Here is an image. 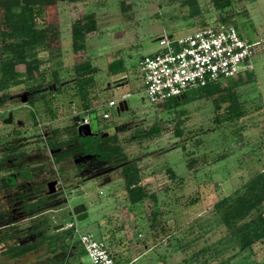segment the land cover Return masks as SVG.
Returning <instances> with one entry per match:
<instances>
[{"label":"rangeland","instance_id":"rangeland-1","mask_svg":"<svg viewBox=\"0 0 264 264\" xmlns=\"http://www.w3.org/2000/svg\"><path fill=\"white\" fill-rule=\"evenodd\" d=\"M3 14L0 9V17ZM85 14H92L97 29L87 34L85 49L74 53L71 25ZM218 15L210 0H195L193 4L185 0H54L46 5L43 23L39 25L47 29L49 48L40 50L38 57L42 64L38 69L31 68L32 81L24 80L23 64L16 67L17 84L7 90L9 98L0 107V152L2 142L16 130L25 131L23 135L29 143L26 149L30 150L36 129L42 132L46 125L70 129L69 117L76 111L81 118L84 109L74 85L76 65L90 63L97 68L94 84L88 89L99 119V131L116 135L118 144L130 158L140 155L144 182L157 197L161 211L153 232L147 214L154 208L151 198L129 204L117 174L106 180L82 181L69 196V204L72 207L84 202L87 217L69 218L73 226L64 234L68 242H73V253L68 264L88 261L78 241L82 232L103 239L116 264H218L234 252L226 238V228L218 223L213 204L255 172L264 173L261 142L264 53L253 59L252 69H242L218 81L226 87L228 81L242 80L236 94L243 117L232 122L216 121L222 109H217L211 97L204 95L205 87L188 89L178 100L150 103L138 68L143 55L160 50L158 37H176L214 25ZM225 15L228 20L233 19L243 37L247 36V21L258 36L264 30V0H238ZM111 61H120L122 69L110 68ZM53 69L60 74L61 90L54 95L45 94V99L53 100L56 110L55 117H49L37 98L39 94L30 96L26 103H21L18 96L25 91L30 95L32 84H37L36 90H45L49 75L45 73L42 81L38 73ZM123 75L124 84L106 87L112 79ZM123 94H129L128 109L118 114L116 106ZM109 99L115 100L116 105L108 106ZM8 111L12 112V122L4 123ZM103 112L109 118L102 119ZM33 116L38 121L36 127ZM18 119L24 124L21 128H17ZM152 127H158V131L148 134ZM170 170L175 174L173 177ZM62 182L68 184L71 179ZM46 215L49 217V213ZM160 225L165 230L160 231ZM203 247L206 250L194 260ZM215 248L220 250L215 253ZM211 253L215 256H208ZM205 259L207 262L202 263ZM53 260L46 264H61L57 257ZM223 264H264V240Z\"/></svg>","mask_w":264,"mask_h":264},{"label":"trees","instance_id":"trees-1","mask_svg":"<svg viewBox=\"0 0 264 264\" xmlns=\"http://www.w3.org/2000/svg\"><path fill=\"white\" fill-rule=\"evenodd\" d=\"M52 1L54 0H0V9L4 11V14L0 17V107L3 104V100L9 98L7 90L17 84L18 70L16 67L23 64L24 73L26 74L24 80L32 81L33 79L30 80L31 68L35 66L38 69L42 64L38 57L39 52L40 50L48 49L49 45L47 43V29L44 25L40 26L39 23H43L45 7ZM68 1L76 2L79 0ZM236 1L238 0H210L214 9L219 13V17L217 18L218 21L214 24L221 22H231L234 24L233 19L228 20V16L225 15V12L233 7ZM185 2L193 4L195 3V0H185ZM96 29V22L93 19L92 14H85L81 19L75 20L71 25V50L74 53L83 51L85 49L87 34ZM253 31L255 33L254 29ZM246 37H248V34ZM117 62L111 61L109 63L110 68L121 70V62ZM76 66V79L74 80V85L77 90L78 98L84 109H89L92 104L90 103L91 97L88 88L90 85L94 84L95 80L93 74L97 71V68L87 62H78ZM45 73L49 75L45 90L43 89L41 93L34 92L37 88V84H32L29 87L31 92L33 91L30 95L33 97L39 94L37 98L42 101L49 117H55L56 110L54 109L53 100L45 99V94L50 93L54 95L61 90L59 86L61 77L56 69L51 70L49 73L40 71L38 75L42 77V81L45 79ZM220 80L208 83L201 88L205 87L204 95L211 97L212 102L217 109H222V115L218 116L216 121H236L243 117V108L236 94V87L238 84L242 83V80L233 79V81H228L226 87L223 86V82H218ZM53 83H55L56 88L49 90L48 88L52 87ZM94 96L97 98L95 93ZM181 96L184 97L185 92ZM91 114L96 115L94 108L89 110V116ZM33 119L34 125L37 126L38 121L36 116H33ZM43 128L47 135L51 134L52 136V140L47 142V144L53 149L64 146L65 141H63V138L61 137L71 133V130L68 127L53 128L50 127V125H46ZM156 131H158V127H152L149 129L148 134H152ZM40 134L41 136L46 135L44 134V131ZM74 134L76 135V132H74ZM261 142L264 151V112L261 125ZM76 150L83 154H87L88 156H94L106 164L119 168L120 171L118 178L122 181L129 204L135 205L146 198H151L153 200L154 208L147 214L150 221V230H153V232L156 231L155 227L159 224L157 215L161 211L157 204V197L148 191L146 183L144 182L145 176L139 165L140 155L138 157L130 158L118 144L116 135L108 134L105 131H99L97 135L79 137L78 146L73 150L65 151L58 155L55 162H59V159L62 156H69ZM225 156L226 155H224V157ZM224 157H217L216 159ZM170 173L172 177L175 175L171 170ZM40 188L42 187L39 186V190ZM23 197L25 198V196ZM43 201L44 198L41 197L38 201L27 202L24 206V210L32 211L36 208L37 204L42 205ZM263 204L264 173L262 171L255 172L231 193L222 196L214 202L213 208L217 215L218 223L224 225L226 228V238L228 243L232 244V250H234L231 255L225 260L218 262V264L230 261L237 254L250 250L254 244L264 240ZM43 209L44 208L42 207L40 208V210ZM36 225L37 229L46 232L48 219H37ZM159 230L162 231L165 229L160 225ZM63 235V232H53L46 237V243L51 246L52 251H55L60 246L58 242ZM157 237L158 236L155 234V238ZM52 241L53 243H51ZM69 245L70 243L67 242L62 247L64 249H69ZM32 248H34V246H28L16 250L14 256L21 255ZM205 250L206 248L203 247L197 251L194 260H196L198 255L202 254ZM219 250L220 249L215 248L213 249V252L217 253ZM211 255L212 257L215 256L214 253H211L208 256ZM206 262V259L202 261V263ZM66 264H68L67 261Z\"/></svg>","mask_w":264,"mask_h":264},{"label":"flooded vegetation","instance_id":"flooded-vegetation-1","mask_svg":"<svg viewBox=\"0 0 264 264\" xmlns=\"http://www.w3.org/2000/svg\"><path fill=\"white\" fill-rule=\"evenodd\" d=\"M41 91L35 90L34 92L41 93ZM128 95L125 96L126 100ZM72 116L69 117L71 133L63 137L65 144L57 149L47 144L52 140L51 134L47 135L44 130L46 135L41 136L40 129L38 131L36 129L35 136L31 138L32 148L30 150L26 149L29 143H27L26 135H23L25 131L16 130L2 142V152H0V264H46L54 261L56 257L61 262L68 259L69 250L62 247L68 242L67 235L64 234L60 238L58 242L60 246L55 251H52L51 246L46 243V237L53 232L51 230L55 226L50 223V220L56 219L58 221L56 225H61L58 229L65 233L69 227L62 226V224L73 223L69 220L70 217H74L71 213L69 196L73 194L77 185L91 178L106 180L111 174L119 176L118 167H113L78 150L69 156H62L59 162H55L58 155L76 148L79 137H82L78 135L73 125ZM16 125L17 128H21L22 121L18 119ZM52 179L57 180L56 190L48 194L46 183ZM66 179H71V182L68 184L62 182ZM72 180L75 181L72 182ZM39 186L42 187L40 190ZM41 197L44 198L42 205L37 204L32 211L24 210L27 202L38 201ZM41 207L44 209L40 210ZM48 213L49 217H46ZM40 218L48 219L46 232L37 229L36 220ZM28 246H34V248L14 256L16 250ZM37 253L41 255L38 259H30L32 254Z\"/></svg>","mask_w":264,"mask_h":264},{"label":"built area","instance_id":"built-area-1","mask_svg":"<svg viewBox=\"0 0 264 264\" xmlns=\"http://www.w3.org/2000/svg\"><path fill=\"white\" fill-rule=\"evenodd\" d=\"M158 44L160 50L143 55L138 64L144 94L152 104L181 96L188 89L232 77L242 69H252L253 59L264 53V30L251 41L241 36L233 23L221 22L176 37L162 36ZM125 96L123 94L121 98ZM107 104L112 107L116 101L110 99ZM89 110H81L79 124L90 121ZM102 118H109V114L103 112ZM65 226L70 228L73 223L68 222ZM78 241L88 257V261L81 264H116L103 239L91 232H82Z\"/></svg>","mask_w":264,"mask_h":264},{"label":"water","instance_id":"water-1","mask_svg":"<svg viewBox=\"0 0 264 264\" xmlns=\"http://www.w3.org/2000/svg\"><path fill=\"white\" fill-rule=\"evenodd\" d=\"M246 28H247V34L248 38L253 41L254 39V31L253 28L251 27L250 21L246 22ZM169 38L171 35L168 36ZM161 37H158V39ZM126 76H120L117 78L112 79L110 82L107 83L106 87H111V86H120L125 83ZM55 88V83H53L52 87H49V89H54ZM28 96L29 93L27 91L19 94V101L21 103H26L28 101ZM179 98H182V96L174 97L173 100H177ZM128 109V103L126 98H121L117 102L116 106V111L118 114H120L122 111H125ZM79 115L74 114L72 116V121L73 125L78 133L79 136H90V135H97L99 133V120L97 119L96 115L91 114L90 115V121L88 123L84 124H79ZM12 122V112L8 111L6 118L4 119V123H11ZM57 184L56 179H52L47 181L46 186H47V191L46 193L51 194L55 192L56 187L55 185ZM71 213L74 215L76 220H81L85 217H87V209H86V204L84 202H79L76 203L75 205L72 206L71 208ZM59 227L61 225H58ZM62 226H65V224H62ZM56 228V227H54Z\"/></svg>","mask_w":264,"mask_h":264},{"label":"crops","instance_id":"crops-1","mask_svg":"<svg viewBox=\"0 0 264 264\" xmlns=\"http://www.w3.org/2000/svg\"><path fill=\"white\" fill-rule=\"evenodd\" d=\"M254 35H257V33L255 32L254 33ZM110 100V99H109ZM95 107V105L94 106H91L89 109H92V108H94ZM22 125H24L23 124V122H22ZM57 220L56 219H52V220H50V223L51 224H54L55 226L54 227H56V228H53V232L54 233H56V232H61V230L60 229H58V225H56L57 224ZM52 232V233H53ZM70 243V245H69V251H68V254H69V257L71 256V253H73L72 251H73V246L71 245L72 244V240L69 242ZM75 254V253H74ZM41 255H40V253H37L36 255H34V254H32V256L30 257V259H38L39 257H40ZM68 260L69 259H65V260H63L62 262H61V264H64V263H66V261L68 262ZM82 263V262H81ZM80 263V264H81Z\"/></svg>","mask_w":264,"mask_h":264}]
</instances>
